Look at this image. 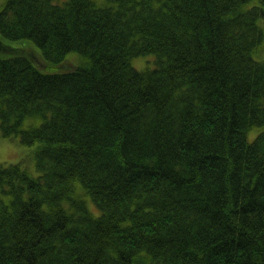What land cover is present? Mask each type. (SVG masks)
Segmentation results:
<instances>
[{
	"label": "trees",
	"instance_id": "trees-1",
	"mask_svg": "<svg viewBox=\"0 0 264 264\" xmlns=\"http://www.w3.org/2000/svg\"><path fill=\"white\" fill-rule=\"evenodd\" d=\"M262 23L264 0H6L0 131L39 174L0 163V264H264Z\"/></svg>",
	"mask_w": 264,
	"mask_h": 264
},
{
	"label": "rangeland",
	"instance_id": "rangeland-1",
	"mask_svg": "<svg viewBox=\"0 0 264 264\" xmlns=\"http://www.w3.org/2000/svg\"><path fill=\"white\" fill-rule=\"evenodd\" d=\"M6 0H0V7ZM264 29V23H262ZM23 45H27V43L23 42ZM73 54V53H72ZM71 55V54H69ZM67 55V56H69ZM72 56H77L73 54ZM256 59H263L264 60V39L262 41V45L260 49L254 56ZM153 56L148 54L147 56L138 57L133 60L132 65L137 69H143L145 64L151 63ZM75 60V59H74ZM143 67V68H142ZM63 69V68H62ZM260 130V127H255L247 132V139L251 141L257 132ZM34 149V146H25L18 143L16 138H9L5 137L1 134L0 131V163H15L21 162V164L27 168L31 173L34 175L39 174L37 169L34 166L33 160L28 157V160L25 161L28 154ZM91 202V201H90ZM90 207L93 212H98V208L91 202Z\"/></svg>",
	"mask_w": 264,
	"mask_h": 264
}]
</instances>
